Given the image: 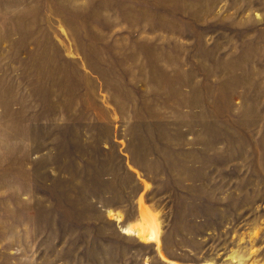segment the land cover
<instances>
[{"label":"rangeland","instance_id":"374dc122","mask_svg":"<svg viewBox=\"0 0 264 264\" xmlns=\"http://www.w3.org/2000/svg\"><path fill=\"white\" fill-rule=\"evenodd\" d=\"M144 181L166 257L264 264V0H0V264H170Z\"/></svg>","mask_w":264,"mask_h":264},{"label":"bare ground","instance_id":"6f19581e","mask_svg":"<svg viewBox=\"0 0 264 264\" xmlns=\"http://www.w3.org/2000/svg\"><path fill=\"white\" fill-rule=\"evenodd\" d=\"M149 182L144 181V189L137 198L138 214L137 218L126 223V225H120V229L125 234L133 236L138 239L141 243L154 244L156 251L158 252L162 260L170 264H193V263H179L166 257L161 252V235H162V223L158 211L152 208L144 199L143 192L148 188ZM110 216H112L118 224L124 219V214L120 210H108ZM230 263L227 264H241L237 263L234 255H230ZM194 264H213L210 261ZM226 264V263H225Z\"/></svg>","mask_w":264,"mask_h":264}]
</instances>
